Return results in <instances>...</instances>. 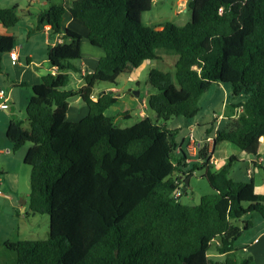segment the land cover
<instances>
[{"label": "trees", "instance_id": "1", "mask_svg": "<svg viewBox=\"0 0 264 264\" xmlns=\"http://www.w3.org/2000/svg\"><path fill=\"white\" fill-rule=\"evenodd\" d=\"M154 1L77 0L38 15V29L51 27L50 42L63 39L48 50L56 74L31 87L26 119L12 121L6 135L14 151L32 146L24 159L30 169L29 209L48 215L50 230L46 240L6 242L16 264H254L236 244L254 226L245 217L256 214L264 220V195L256 193L253 179L230 178L235 157L215 170L213 155L219 143L228 142L259 157L264 0H191V22L183 27L170 22L162 30L143 22ZM67 15L84 24L90 45L104 53L78 90L69 86L71 74L81 75L76 62L82 59L83 37L64 27ZM19 21L16 8L0 7L6 29ZM14 46L13 36L0 34V72L2 55ZM161 50L178 59L174 75L149 73L155 93L148 107L155 118L118 126L106 115L118 101L112 91L118 78L160 60ZM214 83L229 85L234 97L247 100L238 104L241 111L229 125L215 132L211 150L207 132L189 169L177 141L179 130L166 123L195 119L198 103ZM98 84L111 88L94 99ZM74 98L89 110L78 123L67 121ZM195 172H203L212 193L198 205H184L175 193L185 190L184 178ZM212 252L225 256L224 261L214 260Z\"/></svg>", "mask_w": 264, "mask_h": 264}, {"label": "crops", "instance_id": "2", "mask_svg": "<svg viewBox=\"0 0 264 264\" xmlns=\"http://www.w3.org/2000/svg\"><path fill=\"white\" fill-rule=\"evenodd\" d=\"M60 1L62 3L60 6L66 7L77 0ZM53 2V0H37L36 9L31 8L27 11L23 10L25 14L31 17V19L25 29V38L19 40L20 44L15 43L13 49V51L18 53L20 63L18 65H13L9 54L2 55L0 89H4L8 92V104L10 106L7 110L0 109V246L3 247L5 243L9 241L25 240L23 239L24 235L22 233L25 234L28 228L26 217L17 215L20 207L15 205V199L13 196L4 192L8 191L16 193V190L21 184H25L28 181L30 182V169L24 165V159L32 146L25 145L21 149L14 151L6 134L9 124L12 121L23 120L24 117L26 119V109L33 95L31 87L40 84L43 77L49 74H56V70L51 68L48 61V50L50 46H54L57 43H60V41L62 42L63 39L59 36L55 37L54 40L50 42L49 32H46L47 26L38 29L37 23V17L42 11L53 6L59 7L58 5L53 4ZM1 8H17L16 11H18L19 5L16 3H10L7 7ZM166 25L167 22H160L155 30H162ZM64 27L79 33L83 37L81 44L82 59L79 63H77V66L81 70V75L71 74L72 80L70 83V89L78 90L84 84L82 77L96 69L98 60L104 55V53L101 50H94L91 48L92 46H90L88 41L89 31L81 22L73 20L67 15L64 20ZM11 29H6L0 22V34L15 37L14 30ZM145 63L146 62H144L138 69L132 70L130 73H138L139 69ZM129 81L132 82L134 80L130 79ZM108 90L109 89H107V91ZM112 91L117 94L118 101L112 108L107 110L106 113H110L107 117L114 123L120 118L130 119V112L133 110L140 111L138 121L136 123L147 117L146 105H148L149 97L152 95L151 93L148 94V99L142 100L140 99V95L138 94L136 96L135 93L137 92L133 90L129 94L130 96H121L120 92L116 88L112 89ZM96 97L97 96H95L94 99H96ZM77 100L78 102L75 103V106H72L70 103L67 121L78 123L88 115V107L85 104H80L81 102L79 103V101H81L80 98H77ZM224 118L225 117L220 116L219 120H224ZM219 123L220 122L217 123V126ZM214 130V132H216L218 128L215 127ZM209 131L210 130H206L205 134ZM209 136L213 140L212 135L209 134ZM205 140V137H201L198 140L195 138L197 144H203ZM213 145L214 144L209 147L210 150L213 149ZM181 148L187 155L185 163L190 169L191 166L197 162V159L193 158L196 157L197 152L191 148L189 140L181 144ZM214 150L213 161H215V167L217 169L225 166L231 157H235L237 162L244 163V172L237 176V180H239L238 182L244 183L246 180L249 181L250 179H253L256 193L264 195V172L259 168L264 167V139L261 140L259 157H254L241 152L238 148L228 142L219 143ZM217 150L219 152L221 151L220 154H218V159L215 158ZM251 170L252 173L249 175L248 172ZM195 174L196 172L194 173V176ZM193 177H190L187 191L190 188L191 179ZM184 180L187 181L188 179L184 178ZM28 200L29 197L26 201L27 207H29ZM23 211L26 212V210ZM259 219L260 220L254 219V221H252L254 222V226L252 230L250 229L246 234L250 236H247L246 240L243 241L241 245L236 246V250H243V254L252 256L254 258V264H264V220L261 218ZM212 257L214 260L220 262L225 259V256L217 254H214ZM15 262H17V257Z\"/></svg>", "mask_w": 264, "mask_h": 264}, {"label": "rangeland", "instance_id": "3", "mask_svg": "<svg viewBox=\"0 0 264 264\" xmlns=\"http://www.w3.org/2000/svg\"><path fill=\"white\" fill-rule=\"evenodd\" d=\"M53 4L60 6L62 3L60 0H53ZM191 0H155L152 6V10L143 15V22L146 26L155 29L160 22L173 23L179 27H183L191 22L192 12L189 9L188 5ZM10 3H16L19 5V10L16 11L17 16L19 17V23L12 28L15 35V43L20 44L19 40L25 38V29L30 22L31 17L23 10L27 11L28 9L37 8V0H0V7H7ZM13 9V8H12ZM17 9V8H16ZM91 46V45H90ZM93 48V47H91ZM94 50H98L93 48ZM160 60L159 61H148L146 62L138 71V73H124L117 80L118 91L121 96L129 94L131 91H135L140 95V99H148V94H154L155 90L150 87L148 84V77L151 69H156L164 73H172L173 75L176 72V56H171L164 52V50L159 51ZM80 61H77L79 63ZM133 79L134 81L130 82L129 80ZM139 82V83H138ZM71 86H69L70 89ZM111 88L107 84H98L95 88V95L98 96L102 92H106L107 89ZM108 90L107 92H109ZM137 96V95H136ZM247 96L242 95L241 97H234L232 94L231 87L229 85L217 84L214 83L209 91L202 97L198 103L200 109L199 115L193 120H186L184 118L172 119L166 123L169 129H178L179 135L177 141L179 144H183L189 140V136L193 133L194 137L198 140L201 137L206 138L205 131L210 130V135L214 137L215 130L217 127L220 130H223L230 123V119L235 117V113L241 111L240 108H237L238 104L245 102ZM78 102L77 98L71 99L70 103L72 106H75ZM81 102V103H80ZM80 104H84L82 101H79ZM146 105V104H145ZM146 112L147 117L155 118V114L149 109L148 105ZM236 111V112H235ZM139 110L131 111V118L123 119L120 118L115 123L120 127H130L138 121ZM235 112V113H234ZM106 115H110L109 112ZM225 117L224 120H219V117ZM25 120V117L23 118ZM222 121V122H221ZM219 125L217 126V123ZM162 124H165L161 121ZM200 125V126H198ZM24 127L27 129L28 125L24 124ZM209 144V143H208ZM213 142H210L209 147ZM30 146V144H27ZM194 150V149H193ZM221 152V151H220ZM220 152L217 150L215 158L218 159V154ZM197 159L196 157H193ZM213 165L216 166L215 161ZM223 167V166H222ZM221 167V168H222ZM215 170H220L214 167ZM261 170V169H260ZM252 171V170H251ZM244 172V163L234 162L231 170V179L234 182H238L237 176ZM263 174V173H261ZM203 172H196L195 176L191 179V185L188 191L184 190L181 192L180 202L184 205L195 206L200 203L202 197L212 193V189L209 186L208 182L202 177ZM190 180V179H188ZM248 182V180H246ZM183 188V186H182ZM17 192H4L8 193L10 196H13L15 199V205L20 207L19 215L26 217L27 222V231L22 233L25 240H46L49 238L50 230V218L48 215L33 214L29 207H27L26 202L30 195V182L21 184ZM23 210H26L23 211ZM6 211V210H5ZM5 213V212H4ZM13 213V211H12ZM27 213V216H26ZM13 215V214H12ZM260 217L256 214L245 217V220L254 221V219H259ZM254 223V222H252ZM238 225H242L239 223ZM252 230V229H251ZM247 232L243 237L237 242L236 246L241 245L243 241L246 240ZM237 257L241 254V251L237 253ZM214 253H211V257ZM245 255V254H244ZM213 258V257H212ZM16 254L12 251H8L5 247L0 246V264H16Z\"/></svg>", "mask_w": 264, "mask_h": 264}, {"label": "built area", "instance_id": "4", "mask_svg": "<svg viewBox=\"0 0 264 264\" xmlns=\"http://www.w3.org/2000/svg\"><path fill=\"white\" fill-rule=\"evenodd\" d=\"M222 12V9L220 10ZM46 32H50L51 30V27L49 25H46ZM61 43V41H60ZM10 59L13 63V65H18L20 63V58L18 56V53L15 52V51H12L10 54ZM9 97H8V92L4 89H0V109L2 110H7L9 109ZM189 141H190V144H191V148L194 149V151L197 152V147L200 145V144H197L196 141H195V137L193 135V133H191V135L189 136ZM207 142H213V140L211 138L207 139ZM252 171H249L248 174L251 175ZM182 191L181 190H178L176 191L175 193V196L176 197H180L181 196V193ZM1 194V192H0Z\"/></svg>", "mask_w": 264, "mask_h": 264}, {"label": "water", "instance_id": "5", "mask_svg": "<svg viewBox=\"0 0 264 264\" xmlns=\"http://www.w3.org/2000/svg\"><path fill=\"white\" fill-rule=\"evenodd\" d=\"M135 94L138 95V93H135ZM186 185H187V186H186V188H185V191L187 190V187H188V185H189V180L186 181ZM25 203H26V202H23V204H25Z\"/></svg>", "mask_w": 264, "mask_h": 264}]
</instances>
